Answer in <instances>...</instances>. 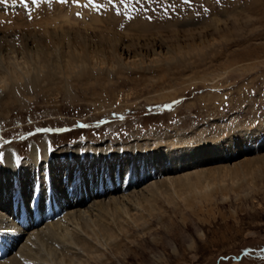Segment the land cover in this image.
Instances as JSON below:
<instances>
[{
	"label": "rangeland",
	"instance_id": "1",
	"mask_svg": "<svg viewBox=\"0 0 264 264\" xmlns=\"http://www.w3.org/2000/svg\"><path fill=\"white\" fill-rule=\"evenodd\" d=\"M44 2L48 4L50 1ZM38 3L33 6L32 0H28L26 7L22 0L0 2V40L19 45L24 33H36L48 44L59 71L62 68L58 59L60 52L67 50L80 54L81 41L84 40L90 45L96 43L94 46L97 47L95 59L89 58L88 64L91 65H86L92 75L86 85L80 82L76 85L70 78L63 80L65 75L60 74L62 77L56 79L55 86H47L43 91L25 86L30 75L40 70L38 64H31L34 58L21 53L12 55V59L15 56L21 60L24 58L17 73L25 89L20 97L10 99L6 107L0 106V174L6 170L4 151L13 150L17 157H13V164H9L10 169L6 170L13 168L7 182L12 183L11 193L15 191L12 200L20 199L22 218L27 213V205L31 209L36 207L39 188L47 189V198L44 199L47 203L49 184L53 183L56 190H62L72 182V176H78L80 170L73 173L77 164L72 165L76 160L72 152L68 150L62 154L69 159L74 156L72 163H61L65 160L63 157L57 162L53 159L58 151L72 149L78 143L83 145L79 151L88 154L85 157L88 165L78 180V186L86 189L95 188L98 183L102 185L100 178L96 181V177L104 168L97 163L91 166L92 157L98 151H89L88 145L101 146L110 154L106 149L109 146L122 148L141 142H147L149 146L154 143V138L167 140L171 135L178 139L197 132L203 137L226 134L227 137L223 136L213 144L203 142L199 147L192 142L173 152L177 158L193 154L196 167H230L242 163L243 159L264 158V0H79V5L76 4L70 13L50 12L49 8L46 17L37 14ZM62 14H66L70 21L65 22ZM52 19V24H45ZM63 28L67 33L62 31ZM45 29L51 32L46 33ZM78 30L80 33H74ZM52 31L65 34L62 46L50 41ZM112 34L116 41L107 40ZM115 46L116 51L113 50ZM118 51L125 53L122 57L137 55L140 63L133 66L119 57ZM107 55L113 59H107ZM3 63L0 62V69L12 65L8 59ZM99 73L105 74L106 78L100 80ZM44 85H47L45 79ZM0 93L7 95V90L5 93L0 90ZM246 126L251 129L246 130ZM239 127L243 131H238ZM43 141L46 151L40 148ZM31 146L34 147L32 154ZM196 150L212 159L198 160ZM158 153H163L162 147L151 149L146 156L150 158L148 161H153ZM123 155L125 157L120 161L109 156L110 178H116V184L123 181L125 174L121 175L120 169L131 158L129 153ZM143 160L141 164L137 161V170L131 177L133 186L129 190L143 194L144 203L138 206L126 197L123 199L128 213L142 218L138 226H131L128 214H120L115 221L111 206L105 210L94 204L127 193L128 190L123 191L120 185L116 186L120 191L92 195L80 204L81 209L92 212V218L111 229L117 230L119 224L125 228L124 231L117 230L121 250H115L107 238L96 240L94 236L91 238L82 233L97 246L104 264H264V161L252 163L248 174L241 173L233 180L229 176L217 179L216 182H221L227 189L226 195L217 190L212 193L211 202L197 199L193 210L185 205L182 197L163 195L164 186L158 187L159 181L168 184L167 176L185 170L169 172L163 163L154 166ZM108 167L103 177L109 172ZM130 176L127 174V178ZM17 180L32 191L27 192L28 197L22 196ZM104 181L103 185L108 186V181ZM151 185L162 189L151 193L148 191ZM0 190H3L2 184ZM62 191L64 195L65 191ZM58 200L69 202L74 198L59 197ZM78 206L71 205L67 211H75ZM13 207L15 211L16 205ZM3 215L7 219L0 217V221L5 222L0 223V232H10L11 216ZM63 216L64 210H59L37 227L48 225L51 231L52 224L58 218L63 220ZM63 224L70 230L79 228L75 219H69L67 223L64 220ZM32 230L29 228L26 232ZM55 232L57 238L45 232L36 240L37 244L30 246L31 249L24 246L28 234L21 232L16 247L0 257V262L18 253L23 246L24 253H29L20 256L25 264H56L64 243L59 242L60 230ZM7 234L0 236L2 244L8 237V242L12 241L13 236ZM83 258L85 264L102 262Z\"/></svg>",
	"mask_w": 264,
	"mask_h": 264
},
{
	"label": "bare ground",
	"instance_id": "2",
	"mask_svg": "<svg viewBox=\"0 0 264 264\" xmlns=\"http://www.w3.org/2000/svg\"><path fill=\"white\" fill-rule=\"evenodd\" d=\"M44 1L45 0H41V2L38 3V6L36 5V9H37L36 12H37V14H39L40 17H46L48 15V9L49 8H51L50 12H55V13L58 12V13H66L67 14V13H70L72 11V9L75 8V5H76V3L73 2V0H68V3H60L59 0H49L50 2L48 4L45 3ZM69 1H71L72 3ZM33 6H35V5L33 4ZM66 14H62L61 16L64 17L65 22L66 21L69 22L70 19ZM48 23L52 24L53 19L51 20V22H49V20H48L45 24L48 25ZM38 24L40 25L41 23H38ZM27 25H29V24H27ZM62 31L64 33H67L66 29H64V28L62 29ZM45 32L50 33L51 30L48 31V29H45ZM63 32H61V34H60V33H57L56 31H52L53 34L52 35L50 34V39H51L50 41L54 40L55 42H58L57 45H59V43H60V45L58 47L62 46L63 41L65 39V38L63 39V37H62L63 35L65 36V34ZM76 32L78 33L79 30L74 31V33H76ZM58 34H60V35H58ZM112 35H111L112 37H110L111 39L108 37L107 40H109V41L115 40L116 41L114 34H112ZM71 36H72V34H71ZM20 38H22V43L20 44V42H19L20 47L18 44L14 45L15 43L9 42V40H5V39L0 40V62H2V64H4L3 60L8 59L10 64H12L11 65L12 67L10 66V67L5 68V66H4V68H3V66H2L3 69L2 68L0 69V90L4 93L7 90V95L0 93V106L6 107L9 104V102L11 101L10 99H12V98L16 99V98L20 97L19 94L24 92V89H25V87L23 86L24 83L22 84L19 81V77H18V73H17V69L21 68L20 63H22L24 58L21 60V57L15 56L14 59H12V55H18V53H21L22 55L25 54L26 56H29L30 58L32 56L34 58V62L31 64L35 63L34 66H36V64H38L39 68H40V70H36L35 72H33L30 75L29 82L27 84H25V86L29 85V86H32L34 88H39L42 91L46 90L47 86H48V88H50V86L52 87L53 85L55 86V84L57 82L56 79L57 78L60 79L62 77L60 74L65 75L64 77H62L63 80L70 78L71 82L75 83V84L80 82L83 85H86L87 80L92 78V75L88 71L86 65H88V66L91 65V63H90V65L88 64L89 58L91 59V58L96 57L95 55H96V47L97 46H94L96 43L94 45H90L89 42L87 43L86 40H84L82 38L84 41H81V45H83V46L81 47L82 49L80 51V54H75V53L72 54L70 51H67L66 49H65L66 51L60 52V55H59L60 58L58 57V59H60V61H61L60 63H61L62 68L60 67L61 71H59V69L57 70V66H55L56 63L53 60V56H51V54H50L51 52L49 50H51V49H49L48 44L46 43V41H44V39L41 36H36V33H32V31H29L28 34L24 33ZM109 41H108V43H109ZM55 45H56V43H55ZM53 47H54V45H53ZM18 48L21 50L19 51ZM116 48L117 47L115 46L113 48V50L116 51ZM105 53H106V51H105ZM118 54H119V57L120 56L122 57V55H125V53L122 54L119 51H118ZM55 55H57V54H55ZM99 57H101V56H99ZM108 57L109 58H107V59H109V60L113 59V58H111L110 55ZM97 58H98V56H97ZM122 58H124L125 61H128L133 66L137 65L139 62V59L137 58V55H135V54H128V55L126 54V56H123ZM115 59H117V58L115 57ZM99 61L100 60H98V62ZM16 65H19V67H17ZM111 65H112V63H111ZM41 67H42V69L44 68L45 70L44 69L41 70ZM20 72H21V70H20ZM20 75H21V73H20ZM98 76H99L100 80L101 79L104 80L106 78L105 74L100 75V73H99ZM44 79L47 80V85H44ZM244 123H246V122H244ZM244 123H242V124H244ZM247 129L250 130L251 128L247 127L246 130ZM239 130L243 131V128L240 129V127H239L238 131ZM197 133H193L191 136H188V137H178V139L172 138L173 137L172 135L168 136L167 140H164V139H159V140L156 139L155 140V138H154V143L152 142L151 145H149V146H148L147 142L135 143V145H130L128 147H122V148L118 147V146L117 147L116 146H113V147L109 146V148L107 147L106 149L109 150L110 154H107V152L105 153V150L103 148H101V146L100 147H92V146L88 145L89 151L90 150L91 151L92 150L98 151L97 154H94L92 157L93 160L91 162V166H94L93 165L94 163L95 164L97 163L98 165L104 166L103 170H101V173L98 172L97 177H96V181H98L97 179L100 178V180L102 181V185H99V183H98V184H96L95 188L94 187L91 188L92 187L91 186V187H89V189H86V187L82 186V185H80V187L78 186L79 185L78 183H80V181H78V180L80 179L81 172L83 174V169L86 168V166L88 165L87 164L88 162L85 161V157L88 154L87 155L85 153L82 154L81 151H79L80 149L83 148V145L81 143H78V144H75L72 147V149L71 148L62 149V150L58 151L56 154H54L53 159L55 160V162H57L59 159H61L63 157L65 160L64 161L62 160L61 163L63 162L65 164H67L68 162L72 163V159H73L72 157L75 156L74 158L76 160L73 161L72 165L74 164V162L77 165H76L73 173H77L78 170H80L78 172V176L77 177L74 176V178L72 176L71 177L72 182L70 181L71 183H67V184H69V186L66 185L64 188L62 187V190L65 191L64 195L62 194V192H63L62 190H60V189L56 190L53 183L49 184L50 193H49V202H47V203L44 202V199L47 198V197H45L46 196L45 194L47 193V189H45V187H44V189L42 187H41V189L39 188L38 192H40V193L37 196L36 207L31 209L27 205L26 206L27 213L25 212V215L23 218L21 217L22 211H21L20 199L18 198L16 200H14V199L12 200L11 196H12V194L15 193V191H13V193H11L12 183L10 181L7 182V177L9 176L8 175L9 171H12L13 168L11 166L12 170H8V171H6V170H7V168H9V164L12 163V160H13V157L15 156V154L13 153L14 151L12 150L13 151L12 152L10 149L4 151L3 159L5 162L4 167L6 170L1 171L2 173L0 174V176H1L0 180L2 179L1 181H3V182H0V184H2V188H3V190H0V211H3L2 213H0V217L1 216L5 217L3 215L4 213L6 215L10 214L12 222L9 225L10 226V229H9L10 232H8L7 230H5V232H0V236H2V235L4 236V233L5 234L9 233L7 235L11 234L13 236V238H12V241L9 243L8 240L10 237H8L7 241L5 240L6 245H4V243H5L4 241H3L4 242L3 244L0 241V249H1L0 250V257L6 256L7 253L11 252L10 251V250H12L11 248L16 247V245L18 244V241H19L18 237H19V234L21 232L23 234H28V236L26 237V240L24 241V243H25L24 246L31 249L32 245L37 244L38 239L45 232H46V235H48V236L50 235L53 238H57V237H55V233H56L55 231L60 230L61 240L59 239V242L64 243V247H62V252H61V250L59 251L61 253H59V255H58L59 261L58 262L55 261L56 264H85V260L83 257H87V260L89 258H91V259H94L96 261H98V260L102 261L100 259V252H98L97 246H95L83 234L90 235L89 237H91V238H93V236H94L93 239H96V240L100 239V237H102L103 239L105 238V240L107 238V239L111 240L110 245L113 248H115V250L120 249L121 243L118 240V236H119L118 231H124L125 230L124 227L121 228L122 224L121 225L119 224L117 226L118 231L113 230L110 228L109 225H107L105 223H101L100 220H96V219L92 218L93 217L92 212H90L89 210L81 209L80 204H82V202L87 197L102 195L101 193H103V192H108L106 194H110L116 190L120 191L121 189H118L116 187V186L120 185L121 187H123V189H122L123 191L128 190V192L123 193L121 197L111 196L108 201H101V200L98 201L97 200L98 202H95V200H94V202H95L94 204H96V207L98 206L99 209L103 208L105 210H107V207L111 206L110 207L111 215L114 217L115 221H117L116 219H117V217L120 216V214H124V213L126 215L128 214L131 226H138L139 220L142 218L140 216H137V215L134 216V213L129 214L126 207H125V204L123 203V199H124V197H126V199L128 201H132L133 203H135V205L137 204L138 206H140L142 203H144V201L142 200V199H144L143 194H140V193L138 194V191L129 190L130 187L133 186L132 184L134 182L133 180H131L132 174L134 171L137 170V167H136L137 163L139 162V164H141V162H142L141 159H144L143 160L144 163L146 160H147L148 164L153 163L154 166L155 165H161L163 163V165H166L165 166L166 171H169V172H173V171L175 172V171L184 169L185 171H183V172L180 171L181 173H179L175 176H172V177L167 176V178L170 180V182L168 184H166V182H164L163 180L159 181L158 187L164 186V189L161 192L163 195L170 196V195L176 194L179 198L182 197L185 205L187 207H191L193 210H194V206L196 204L197 199L208 201L210 199L212 193L216 192L217 190H219L223 195H226L225 193H226L227 189L225 190V187L222 186L221 182H216L217 179L222 180V178L224 176L225 177L229 176L233 180V179H235V177L237 175H239V174L241 175V173L248 174L251 167H253V166H251V165H253L252 163H255L257 161H260V162L264 161V158H261L259 156V157H253V158L251 157L250 159H243L244 161H242V163H239V164L236 163L230 167H229V165L227 167H223V166L196 167L194 165L197 161L195 158H192L193 154H187L185 156H181V158H177L176 154L173 152V150L182 147L184 144H186V145H187V143L193 144L192 142H194V143H197V145L200 147V146H202V145H199L200 143L204 142V143L210 145V144L215 143V141H217L218 139H220L223 136L227 137L226 134H223L222 136L211 134L209 136L203 137L202 133H198V134ZM203 145H205V144H203ZM161 147L163 149V153L162 154H159V153L156 154V156L153 158V161L149 162L148 159L150 160V158L146 157L149 154V151L151 149H160ZM40 148H41V150L47 149L45 141H43L42 146ZM33 150H34V147L31 146L30 147V153L31 154L33 153ZM68 150L70 153L72 152V154L74 155L71 157V159H69L67 155L62 156V154H64ZM126 153L127 154L129 153L131 158H128V160H126V164L124 166H122V168L120 167L121 168L120 173H121V175H123L122 173H124L125 177H124L123 181H120V183L116 184V182H114V180L116 178H114V177L110 178L111 169L108 166H110L111 157L109 158V156L113 155L114 160L120 161L121 159H123L125 157L123 154H126ZM194 153H195V151H194ZM137 154L140 156H135V157L133 156V155H137ZM196 155H197L196 158H198V160L202 159V158H205V160L212 159L210 157L207 158L206 156H204L203 151L202 152L197 151ZM15 157H17V156H15ZM33 157L35 160V155H33ZM174 157H176L177 159H175ZM96 159H97V161H96ZM101 160L104 162L101 163L100 162ZM157 162H158V164H157ZM119 163H121V162H119ZM130 163H134V164H130ZM56 164L58 165L59 163H56ZM130 165H132V166H130ZM106 167H108L109 172H107V174L103 177V173L107 169ZM127 174H131V176L127 178ZM149 174H150V172L146 173L147 176ZM140 175H141V173H140ZM101 176L103 178H101ZM112 176L113 175L111 174V177ZM51 177H52V175H51ZM3 178H5V180H3ZM72 179L75 181H73ZM104 180H106V182L108 181L107 182L108 186L103 185V182H105ZM139 180L140 179H138V181ZM109 181H111V182H109ZM17 182H18L17 188L19 189L20 192H22V194H23L22 196L28 197L29 195L27 192L29 190H27V188H25V186L22 185L18 180H17ZM92 183H96V182H92ZM155 184H157V183H155ZM33 186H34V183H33ZM26 187H27V185H26ZM155 187H157V186H155ZM156 189L154 188L153 185H151L150 188L148 189V191H150L151 193H155ZM160 189H162V188H160ZM160 189H157V190H160ZM89 190L91 191L90 193L88 192ZM29 192H32V191H29ZM159 195H160V193H159ZM7 196L9 198H7ZM59 197H63V198L66 197L68 199L74 198V200L69 201V202L64 201V200L59 201L60 200V199L58 200ZM147 203H148V201H147ZM14 204L16 205L15 211L12 210V208H14L13 207ZM71 205H79V206L76 207L75 211L70 210V212H69V211H67V209H69V207ZM72 208H75V207H72ZM62 209L64 210L63 220L61 218H58V220H56V222H54L52 224V227L49 226V227H51V231H49L50 228L48 230V228H47L48 225L42 226L40 229H39V227H37L43 221H45L46 219H49L51 216L56 215V212H58L59 210H62ZM152 209L153 208L151 207V210ZM4 210H6V211H4ZM66 211H67V213H65ZM108 212H109V210H108ZM66 215H68V216H66ZM5 219H7V218L5 217ZM69 219H71V220L75 219L76 225L79 226V228L76 227V228L70 230V228H68L66 226V224H63L64 220H65V223H67V220H69ZM0 223H5V222L0 221ZM7 226H8V224H7ZM29 228H33V230L31 232L28 231L29 232L28 233V232H26V229L28 230ZM34 228H36V229H34ZM3 229H4V227H3ZM57 233H59V232H57ZM91 234H92V236H91ZM52 241H53V239H52ZM23 250H25V249L22 246L17 251L18 253H15L11 257H8L5 261H1L0 264H25L24 259H21L20 256H24V255L27 256V254H29V253H24ZM79 250L81 251V253ZM32 254H34V252ZM28 256L30 258V255H28ZM45 261L49 262V260H47V259H45ZM51 261H53V260H51ZM36 264H37V262H36ZM100 264H104L103 261Z\"/></svg>",
	"mask_w": 264,
	"mask_h": 264
},
{
	"label": "snow or ice",
	"instance_id": "3",
	"mask_svg": "<svg viewBox=\"0 0 264 264\" xmlns=\"http://www.w3.org/2000/svg\"><path fill=\"white\" fill-rule=\"evenodd\" d=\"M0 2L6 3L7 0H0ZM22 2L25 4L26 7L28 6V0H22ZM59 2L60 3H68V0H59ZM73 2L79 5V0H73ZM90 2H91V0H90ZM110 2H111V0H110ZM32 3L33 4H37L38 3V0H32ZM77 15H79V13H77ZM29 18H31L30 15H29ZM0 159H2V156H0Z\"/></svg>",
	"mask_w": 264,
	"mask_h": 264
}]
</instances>
